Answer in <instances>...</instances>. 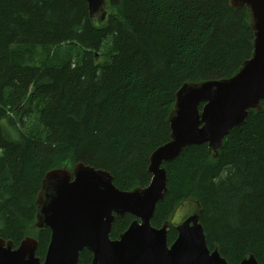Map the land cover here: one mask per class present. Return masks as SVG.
Instances as JSON below:
<instances>
[{
  "label": "trees",
  "instance_id": "1",
  "mask_svg": "<svg viewBox=\"0 0 264 264\" xmlns=\"http://www.w3.org/2000/svg\"><path fill=\"white\" fill-rule=\"evenodd\" d=\"M108 2L95 26L86 0H0V238L15 248L30 236L49 171L82 163L111 173L118 190L148 187L178 90L231 78L252 57L247 10L229 0ZM228 134L215 160L207 145L189 146L163 165L168 193L152 227L197 199L209 251L264 264V107ZM133 220L117 219L111 239ZM38 232L43 261L52 233ZM177 236L168 231L169 246ZM79 256L92 262L86 249Z\"/></svg>",
  "mask_w": 264,
  "mask_h": 264
},
{
  "label": "water",
  "instance_id": "2",
  "mask_svg": "<svg viewBox=\"0 0 264 264\" xmlns=\"http://www.w3.org/2000/svg\"><path fill=\"white\" fill-rule=\"evenodd\" d=\"M95 26L110 13L108 0H86ZM235 10L246 8L254 33L253 53L231 78L186 82L176 93L169 115V142L150 157L148 187L118 190L111 173L82 163L49 171L42 179L35 207L36 228H49L51 241L45 259L37 257L39 241L26 237L17 248L0 238V264H78L85 249L91 264H229L220 251H209L200 225L204 208L199 200L183 201L170 221L152 227L157 204L168 193L164 164L175 161L189 146L207 145L219 157L228 133L246 123L251 111L264 107V0H229ZM135 218L115 241L111 231L117 219ZM178 236L169 246L168 231ZM240 264H259L249 254Z\"/></svg>",
  "mask_w": 264,
  "mask_h": 264
},
{
  "label": "rangeland",
  "instance_id": "3",
  "mask_svg": "<svg viewBox=\"0 0 264 264\" xmlns=\"http://www.w3.org/2000/svg\"><path fill=\"white\" fill-rule=\"evenodd\" d=\"M69 168H70L69 170H71L72 167H69ZM36 223H37V219H36V222H35L34 226L32 227V229L30 231V236H28V237H33V238L37 239V236L39 235V232L38 231L40 229L36 228ZM90 264H91V262H90Z\"/></svg>",
  "mask_w": 264,
  "mask_h": 264
},
{
  "label": "flooded vegetation",
  "instance_id": "4",
  "mask_svg": "<svg viewBox=\"0 0 264 264\" xmlns=\"http://www.w3.org/2000/svg\"><path fill=\"white\" fill-rule=\"evenodd\" d=\"M133 218H134V217H133ZM134 220H135V218H134ZM134 220H133V222H134ZM133 222H132V223H133ZM132 223H131V224H132Z\"/></svg>",
  "mask_w": 264,
  "mask_h": 264
}]
</instances>
